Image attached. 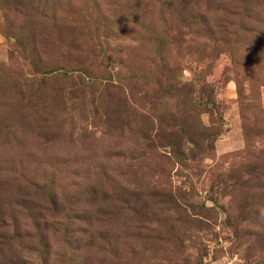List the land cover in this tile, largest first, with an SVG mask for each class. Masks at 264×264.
<instances>
[{
  "label": "rangeland",
  "instance_id": "obj_1",
  "mask_svg": "<svg viewBox=\"0 0 264 264\" xmlns=\"http://www.w3.org/2000/svg\"><path fill=\"white\" fill-rule=\"evenodd\" d=\"M264 264V0H0V264Z\"/></svg>",
  "mask_w": 264,
  "mask_h": 264
},
{
  "label": "clouds",
  "instance_id": "obj_2",
  "mask_svg": "<svg viewBox=\"0 0 264 264\" xmlns=\"http://www.w3.org/2000/svg\"><path fill=\"white\" fill-rule=\"evenodd\" d=\"M232 259H233L234 264H241L239 257H233ZM219 264H228V261L227 259L221 258L219 261Z\"/></svg>",
  "mask_w": 264,
  "mask_h": 264
}]
</instances>
